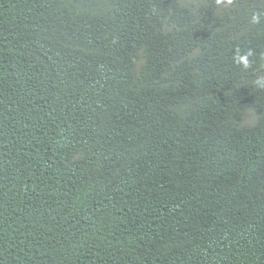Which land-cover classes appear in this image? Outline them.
Returning a JSON list of instances; mask_svg holds the SVG:
<instances>
[{
  "label": "trees",
  "instance_id": "obj_1",
  "mask_svg": "<svg viewBox=\"0 0 264 264\" xmlns=\"http://www.w3.org/2000/svg\"><path fill=\"white\" fill-rule=\"evenodd\" d=\"M0 264H264V0H0Z\"/></svg>",
  "mask_w": 264,
  "mask_h": 264
},
{
  "label": "clouds",
  "instance_id": "obj_2",
  "mask_svg": "<svg viewBox=\"0 0 264 264\" xmlns=\"http://www.w3.org/2000/svg\"><path fill=\"white\" fill-rule=\"evenodd\" d=\"M190 3H200L202 2L203 0H188Z\"/></svg>",
  "mask_w": 264,
  "mask_h": 264
}]
</instances>
